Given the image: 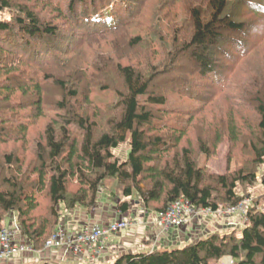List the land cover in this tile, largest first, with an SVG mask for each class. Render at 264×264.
Segmentation results:
<instances>
[{
    "label": "trees",
    "instance_id": "trees-1",
    "mask_svg": "<svg viewBox=\"0 0 264 264\" xmlns=\"http://www.w3.org/2000/svg\"><path fill=\"white\" fill-rule=\"evenodd\" d=\"M10 1L0 0V10L13 11L9 19L0 18V60L9 59L17 52L29 62L41 59L47 66H58L63 70L78 66L74 63L77 57H65L59 55L61 53L52 63L49 61L54 51L62 50L61 44H72L74 38L67 39L57 26L40 20L34 11L19 7L12 9ZM140 1L69 0L67 9L71 13L68 17L77 19V23L88 31L87 37L105 36L123 30L134 18ZM247 1L207 0L206 5L194 4L190 8L192 33L183 45L174 44L176 48L182 47L181 52L176 49V55L189 52L201 77L221 78V59L234 57L229 46L238 48L241 45L246 50L243 49L244 56L249 50L245 41H229L228 34L250 29L240 20L241 10H257L258 5ZM85 4L90 6L82 8ZM141 39L136 36L135 44ZM85 47L86 44L80 50ZM8 66L11 68L8 75L14 73L13 67H23L20 61L12 58ZM91 66H94L93 71L101 70L100 74L114 69L116 73L111 71L109 74L118 76L115 88L118 98L110 105V113L99 110L92 114L91 107L81 103L84 87L79 85L89 76L90 69L85 66L76 67L74 75L66 71L53 77L43 66V80L31 79V83L20 85V94L35 99V119L44 115V84L57 88L55 103L59 112L35 139V157L27 166L26 159L14 153L1 154V146L9 137H4L5 128L0 127V231L6 216L13 213L22 235L29 239L36 251H41L63 221L65 212L79 216L93 210L107 179H117L123 187L126 199L116 207L120 213L129 212L127 198L135 189L143 207L147 210L154 208L156 213L166 211L180 198L188 199L198 209L217 211L223 205L236 207L250 196V193H243L257 183L258 172L264 165V72L260 68L249 71L240 98L241 103L244 100L245 106L255 113V120L247 127L248 132L244 134L242 131V119L246 120V117L235 104L229 114L213 126L215 136L212 141L208 137L198 139L199 150L207 158L215 153L226 131L232 142L241 140L244 145L247 156L243 164L240 161L234 171L217 174L211 173L206 165H199L192 144L180 145L186 130L164 120L161 110L166 108L168 101L165 85L181 87L178 90L186 95L187 90L192 91L186 87L187 79L173 74L171 65L146 69L144 64L125 65L117 60L109 64L94 62ZM1 67L0 64V70ZM15 81L8 77L0 90L14 94L19 89L14 87ZM0 103L9 106L6 101ZM15 119L20 121L18 117ZM167 127L170 129L165 131L167 129L163 128ZM11 130L18 133L16 140L30 142L29 122L13 124ZM211 134L212 130H208L207 136L211 138ZM127 141L130 145L127 159L120 161L112 150ZM41 197L46 199V209L38 213ZM245 218L240 229L231 233H215L173 248L160 245L148 251H130L103 264H209L226 255L233 258V264H264V209L260 207V198L254 200ZM42 264L71 263L44 261Z\"/></svg>",
    "mask_w": 264,
    "mask_h": 264
},
{
    "label": "rangeland",
    "instance_id": "rangeland-1",
    "mask_svg": "<svg viewBox=\"0 0 264 264\" xmlns=\"http://www.w3.org/2000/svg\"><path fill=\"white\" fill-rule=\"evenodd\" d=\"M206 1L141 0L138 3L139 6L135 9L134 18L122 28L123 30L105 36L97 34L87 37L88 31L77 23V19L73 16L71 18L68 17L71 13L67 9L69 0H11L12 9L19 7L34 11L40 20L57 26L58 31L62 32L63 36L67 37V39L74 38L72 44L71 42L66 46L61 44L62 50H56L52 56H49L50 63L61 53L59 55H66L65 57H77L74 63H78V66L70 70H63L58 66H47L41 59L29 62L16 52L10 58L13 61H20L23 67L21 69L13 67L14 73L8 75L7 73L11 69L8 66L10 58L0 60V64L2 65L0 70V86L3 87V82L9 77L12 80H16V84H13L15 85L14 87H19L14 94H7L3 89L0 90L2 102L6 101L9 103V106L6 103H2V105L0 103V127L3 125V128H5L4 137H9V140L1 146V154L14 153L19 158L26 159L25 166H27L35 157V139L39 138L46 124L59 112L56 109L55 103L58 100V90L52 85L44 84V115L38 119L34 118V115L37 113L35 99H27L23 93L20 94V90L22 89L20 85L31 83V79H44L41 67L44 66L46 73L51 76H59L66 71H68L67 74L74 75L76 74L74 70L79 66L90 68L88 73L91 78L88 76L83 80V84L79 85L80 87H84V90L82 89L83 92H81V103L85 104L86 107H91L92 114L99 110H103L107 114L110 113V105H113L118 98L115 93L118 76L117 74L116 76L109 74L111 71L115 72L114 69L100 74L101 70L93 71L92 68L94 66L91 65L94 62L103 63L104 61L109 64V62L119 60L125 65L136 64L140 66L144 64L146 69H150L151 66L162 69L171 65V69L174 71L173 74L176 77L187 79L186 87L187 89H192V91L187 90V92L191 97L179 91V87L177 88L176 85H165L164 88L168 101L165 106L166 108H164L165 110L163 108L161 110L164 120L169 121L173 126L178 125L179 129L183 128L186 130V135L183 137L180 145L187 146V143L192 144L191 149L199 165H206L211 173L217 174H224L237 169L240 161L243 164L247 156L245 155L247 151L243 148L244 145L241 140L239 142H232L226 134L227 131L224 132V130V136L215 153L210 158H207L199 150L198 139L199 137H204L212 141L215 136L213 126L215 127L223 116H227L231 111V107L235 104L238 107L237 109L242 110L243 116L246 117V120L242 119L244 126L242 131H244V134L248 132L247 127L255 120V113L245 106L244 100L241 103L240 98L243 95L242 88L245 87L244 84L249 79V71L251 69H255L256 71V68H260L264 72V0H248L246 3L254 2L258 5L257 10H250L249 8L241 10L240 20L244 21L250 29L246 32H229V41L233 40L234 43L236 41L237 43L245 41L249 50L245 52L244 56L243 49L245 50V48H241V45L239 46L240 48L230 45L229 51L233 53L234 57L225 56L221 59L222 76L220 78L218 75L219 77L214 80L211 76L201 77L198 74V70L195 68L189 52H184L181 55L179 53V56L176 55V49L181 52L182 47L180 46L184 44L186 39L189 38L190 33H192L193 22L190 18V8L194 4L206 5ZM89 6L90 4H85L82 8ZM12 13L13 11L11 12L7 8L0 10V18L9 19ZM136 36L142 38L138 44H135ZM175 43L180 44V48H176L174 46ZM84 44H86V47L80 50ZM241 49L242 52H238ZM68 50H71V52ZM170 53L171 55L169 56ZM81 60L82 63L80 62ZM179 69L180 71L183 70L178 72ZM84 84L86 85L83 86ZM87 94L88 98H84ZM20 106H24V108L21 109ZM159 109L161 108L159 107ZM165 111L166 114L164 115ZM15 117H18L20 121L16 122ZM25 122L30 123L28 134L30 142L23 143V140L15 139L18 133L11 130V126L13 124L20 125ZM170 128L173 127L171 126ZM170 128L163 129H167L165 131H168ZM208 130H212L211 138L207 136ZM129 150L130 145L127 141L112 151L115 158L125 161ZM263 182L264 165L261 166L258 172L257 183L253 187H248L243 193L245 195L250 193V196L243 200L244 202L251 201H249V207L253 205L254 200L260 198V207L264 209ZM72 188L75 189V186L72 185ZM122 189L123 187L119 185L117 179H107L101 191V198L91 212H94L99 218L101 217L105 220L112 217L132 220L142 213V220L146 222L147 219L149 225L152 224V227L143 224V226H146L143 229L141 224H137L118 234L111 235L110 237H113L115 244L108 245L105 256L111 255L114 259L119 254L130 251H148L160 245L173 248L196 242L200 237H210L215 233H231L236 229L239 230L246 219L242 211H233V206L223 205L220 208L223 212L208 214L200 211L199 215L190 218L189 223L165 235L160 225L156 222L159 213H156L153 207L152 210H147L143 207L136 189L133 195L127 198V201L130 203L129 212L119 214L120 212L116 207L126 199ZM240 190L241 188L239 187L238 191ZM40 199L41 206L38 208V213H42L44 212V208L46 209V199L44 197ZM229 210L232 211L230 214H228ZM69 214L70 212H65L64 216L67 217ZM71 215L74 216L73 214ZM13 220H16V215L13 213L8 214L5 218V225ZM65 220L68 221V219ZM40 254L39 251L35 252L37 258ZM30 255L32 254L26 255L19 261H16L17 264L29 262ZM209 264H233V258L226 255L216 262H209Z\"/></svg>",
    "mask_w": 264,
    "mask_h": 264
},
{
    "label": "built area",
    "instance_id": "built-area-1",
    "mask_svg": "<svg viewBox=\"0 0 264 264\" xmlns=\"http://www.w3.org/2000/svg\"><path fill=\"white\" fill-rule=\"evenodd\" d=\"M249 201H241L238 206L232 207L233 211L240 210L246 216ZM200 211L208 214L223 212L221 209L217 211L211 208L198 209L188 199L180 198L171 203L166 211L159 213L156 222L166 235L189 223L190 218L199 215ZM230 212L232 211L229 210L228 214ZM64 217L57 230L47 240L45 248L39 252L44 254L56 251L59 254V261L71 264H103L108 247L106 242L111 235L118 234L137 224L147 225V221L143 220L110 218L96 220L77 230L69 228L65 224ZM35 252L37 251L29 239L22 235L17 220L9 222L0 231V261Z\"/></svg>",
    "mask_w": 264,
    "mask_h": 264
},
{
    "label": "crops",
    "instance_id": "crops-1",
    "mask_svg": "<svg viewBox=\"0 0 264 264\" xmlns=\"http://www.w3.org/2000/svg\"><path fill=\"white\" fill-rule=\"evenodd\" d=\"M262 185L264 186V182H263ZM114 212L116 214H118L116 211H114ZM119 214H121V213H119ZM71 216L72 215L69 214V215H67V217L66 216L64 217V220L65 219H68V221L65 220V224L69 228H71V229H77V230H80V229L84 228L87 224H89L91 222H94L96 220L103 219L101 217L99 218L98 215H95L94 212L93 213L91 212V213H88V214L82 213L79 216H72V217ZM70 218H72V219L69 220ZM142 219L143 218H142V213H141L140 216L134 217V219H132V220L133 221H141ZM146 221H147V225L152 227V224L149 225V222H148L147 219H146ZM144 227H146V226H143L142 228L144 229ZM106 243H108L107 246L109 244H115L113 237L108 238V240H107ZM29 254H24L22 256H18V257L14 258V259H11V260L0 261V264H17L16 261H19L22 257H24L26 255L28 256ZM30 256L31 257L29 258L30 259L29 262H33L35 264H42L44 261H56V262L59 261L58 260L59 259V254L56 251H49V252L44 253V254L42 253V254H40V256H38V258H37V256H35V253H33ZM112 259H114V258L111 255L110 256L107 255V256H105L104 263H108V262L112 261ZM29 262L27 261V263H29ZM27 263H25V264H27Z\"/></svg>",
    "mask_w": 264,
    "mask_h": 264
},
{
    "label": "bare ground",
    "instance_id": "bare-ground-1",
    "mask_svg": "<svg viewBox=\"0 0 264 264\" xmlns=\"http://www.w3.org/2000/svg\"><path fill=\"white\" fill-rule=\"evenodd\" d=\"M153 23V22H152ZM149 26V25H148Z\"/></svg>",
    "mask_w": 264,
    "mask_h": 264
}]
</instances>
